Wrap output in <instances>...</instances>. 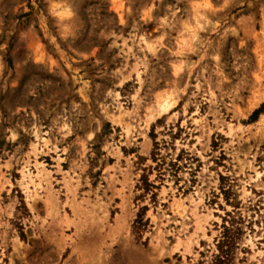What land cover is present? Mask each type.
<instances>
[{
    "label": "rangeland",
    "instance_id": "obj_1",
    "mask_svg": "<svg viewBox=\"0 0 264 264\" xmlns=\"http://www.w3.org/2000/svg\"><path fill=\"white\" fill-rule=\"evenodd\" d=\"M232 222L264 264V0H0V264H216Z\"/></svg>",
    "mask_w": 264,
    "mask_h": 264
},
{
    "label": "trees",
    "instance_id": "obj_2",
    "mask_svg": "<svg viewBox=\"0 0 264 264\" xmlns=\"http://www.w3.org/2000/svg\"><path fill=\"white\" fill-rule=\"evenodd\" d=\"M232 222V227L234 226ZM240 234L239 228H230L225 226L223 240L219 243V254L215 257L216 264H231L233 253L232 250L236 244V235Z\"/></svg>",
    "mask_w": 264,
    "mask_h": 264
},
{
    "label": "bare ground",
    "instance_id": "obj_3",
    "mask_svg": "<svg viewBox=\"0 0 264 264\" xmlns=\"http://www.w3.org/2000/svg\"><path fill=\"white\" fill-rule=\"evenodd\" d=\"M168 97H169V95H168ZM167 98L165 100H163L162 102H159V113H157V116H158V114H159V116H162L164 114H168L170 112V110L176 106L175 100L171 101L170 98H169L170 100H168ZM163 99H164V97H163Z\"/></svg>",
    "mask_w": 264,
    "mask_h": 264
}]
</instances>
